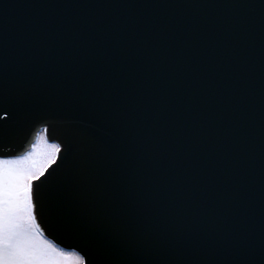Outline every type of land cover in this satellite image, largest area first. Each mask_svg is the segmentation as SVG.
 Here are the masks:
<instances>
[{"label":"water","instance_id":"95a60500","mask_svg":"<svg viewBox=\"0 0 264 264\" xmlns=\"http://www.w3.org/2000/svg\"><path fill=\"white\" fill-rule=\"evenodd\" d=\"M42 132L61 250L264 264V0H0V159Z\"/></svg>","mask_w":264,"mask_h":264},{"label":"snow or ice","instance_id":"6c2138e0","mask_svg":"<svg viewBox=\"0 0 264 264\" xmlns=\"http://www.w3.org/2000/svg\"><path fill=\"white\" fill-rule=\"evenodd\" d=\"M42 142L47 149L45 164L54 163L60 147L47 144L44 135L37 138L28 156L0 159V264H85L75 251L66 252L38 239L43 234L33 215L31 184L38 177L25 174L18 166L36 156Z\"/></svg>","mask_w":264,"mask_h":264},{"label":"rangeland","instance_id":"374dc122","mask_svg":"<svg viewBox=\"0 0 264 264\" xmlns=\"http://www.w3.org/2000/svg\"><path fill=\"white\" fill-rule=\"evenodd\" d=\"M42 135H44V134H42ZM45 140H46L47 144H54V143L48 142L46 138H45ZM32 150L30 152H32ZM46 152H47L46 145L42 142L40 147L37 148V155L34 156L32 159L26 160L22 165H19L18 167L21 170H23L25 172V174H29V173L34 174L35 171H41V169H43V172H44L45 169L51 164V162L45 164V160L47 159V155L45 154ZM29 153L26 154L25 156H28ZM25 156H22V157H25ZM22 157L10 158V159H21ZM38 239H41V238L38 237ZM41 240H43V239H41ZM58 249H60V248H58Z\"/></svg>","mask_w":264,"mask_h":264},{"label":"trees","instance_id":"16d2710c","mask_svg":"<svg viewBox=\"0 0 264 264\" xmlns=\"http://www.w3.org/2000/svg\"><path fill=\"white\" fill-rule=\"evenodd\" d=\"M39 238L43 239V240H47L45 238H43L42 236H39ZM48 241V240H47ZM50 242V241H49ZM51 243V242H50ZM53 244V243H52ZM54 245V244H53ZM56 247V246H55ZM58 248V247H57ZM78 255V254H77Z\"/></svg>","mask_w":264,"mask_h":264},{"label":"flooded vegetation","instance_id":"af4514ba","mask_svg":"<svg viewBox=\"0 0 264 264\" xmlns=\"http://www.w3.org/2000/svg\"><path fill=\"white\" fill-rule=\"evenodd\" d=\"M42 134H44V132H42L40 135H42ZM40 135H39V136H40ZM44 136H45V134H44ZM45 138H46V137H45ZM35 145H36V144H35Z\"/></svg>","mask_w":264,"mask_h":264}]
</instances>
